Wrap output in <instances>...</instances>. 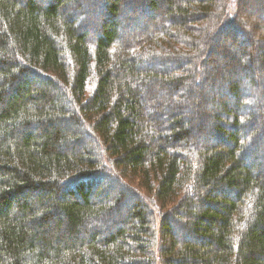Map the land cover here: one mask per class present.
Masks as SVG:
<instances>
[{"label": "trees", "instance_id": "trees-1", "mask_svg": "<svg viewBox=\"0 0 264 264\" xmlns=\"http://www.w3.org/2000/svg\"><path fill=\"white\" fill-rule=\"evenodd\" d=\"M45 3L0 0V264H264V8Z\"/></svg>", "mask_w": 264, "mask_h": 264}, {"label": "rangeland", "instance_id": "rangeland-1", "mask_svg": "<svg viewBox=\"0 0 264 264\" xmlns=\"http://www.w3.org/2000/svg\"><path fill=\"white\" fill-rule=\"evenodd\" d=\"M45 1L46 0H36V2L37 3H39V5H45L46 3H45ZM49 1V0H48ZM242 3L244 4V3H247L248 4V6H247V8H248V11L250 12V14H253V13H257V14H260L261 15V17H262V9L264 8V0H242ZM75 8L73 9V8H70V9H72V11L74 10V12H75V10H76V6H74ZM130 9H131V7H130ZM133 9H134V7H133ZM161 9H163V7H161V5H159V10H161ZM62 12L63 13H65V12H70V14H72L71 13V11L69 10V9H62ZM162 12V11H161ZM129 14V13H128ZM137 14H140V12H137L136 14H133V15H130L129 14V18H130V16H131V18H133V17H135ZM126 15V14H125ZM127 16V15H126ZM133 16V17H132ZM147 16H149V15H147ZM150 16H153V14H150ZM149 16V17H150ZM144 17H146V15L145 16H143V20H142V23H144L145 22V20L144 19H146V18H144ZM92 19H93V17L90 15V16H87L86 18H85V20L84 19H82V21H83V23L81 24L80 23V25L81 26H83L84 28H86V27H88V26H91V24H92ZM261 19V18H260ZM118 20H120L119 22H121V17L118 19ZM133 20V19H132ZM262 20V19H261ZM81 21V22H82ZM264 21V20H263ZM129 22L130 21H128V24H129ZM259 24H260V22H259ZM238 34H235V33H233V38H230V39H232L233 41H229L228 39H223L222 40V44H223V46L224 45H228L229 43H230V46H227L228 48L226 49V50H221V48H217V50L215 51L216 52V54H214L213 53V58L218 62V65H217V71H219V73H218V75H217V78L219 79V80H222V79H225L224 80V84L225 83H227V84H225V86L226 85H228V82L229 81H231V82H236V81H242L243 80V72H241V71H239L240 73H239V75L238 74H236V73H234V71L237 69H241V67H244V64H242V63H244V61L242 60L241 61V59L240 60H234L233 59V56L235 57H237V55H238V53H239V51H241V49H243V48H245V50L248 52V53H251L250 51H251V47L254 45V47H255V45H256V42H257V39H254V38H252V39H250V41H248V43H247V46H243L242 44H239V42L241 41V37H238V40L236 39V36H237ZM224 41V42H223ZM233 42V44H231ZM237 54V55H236ZM227 60H230V62L229 63H227V64H224V62H226ZM240 63V64H239ZM264 65V60H259V62H258V64H257V67L259 66V65ZM258 73L260 74V76L261 77H263V79H264V74H262V70L260 69V68H258ZM258 84V86H262V82L260 81V82H258L257 83ZM263 89V92H264V84H263V87H262ZM261 89V88H260ZM220 98H219V97ZM218 96H217V99H219V100H217L219 103H223V102H228V100H225V99H222V96L220 95V94H218ZM205 98V100H206V102L207 101H209V102H207V103H211L212 101H213V94H210V95H208L207 97L205 96L204 97ZM227 106L229 107V108H231L232 106H231V104L229 105V103L227 104ZM227 107V108H228ZM205 111H206V115L207 114H211V113H213V111H210L209 109H207V108H205ZM199 114H198V121H199V124H197L196 125V127H199L200 128V126L201 125H203L204 123H205V121L204 120H200L199 119ZM201 122V123H200ZM199 125V126H198ZM204 125H206V124H204ZM198 132V131H197ZM204 135H206V134H204ZM203 139H205V137L203 138ZM207 145H208V143H207ZM181 231L179 230L178 231V233H180ZM184 235L185 234H181V236H183L184 237ZM186 236V235H185Z\"/></svg>", "mask_w": 264, "mask_h": 264}]
</instances>
